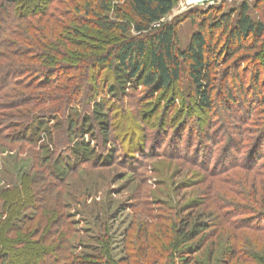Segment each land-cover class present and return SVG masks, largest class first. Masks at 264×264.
I'll return each mask as SVG.
<instances>
[{
  "label": "trees",
  "instance_id": "16d2710c",
  "mask_svg": "<svg viewBox=\"0 0 264 264\" xmlns=\"http://www.w3.org/2000/svg\"><path fill=\"white\" fill-rule=\"evenodd\" d=\"M177 1L125 0L120 5V0H0V90L18 88L22 92L15 97L22 93L27 97L28 94L36 95L32 97L35 100L33 108L43 105L40 102L43 99L52 106L43 111L41 120L33 118V124L12 139L25 140L27 136L39 139L43 134L52 142L55 139L51 131L53 127L64 132L66 142L62 140L60 144L69 147L66 149L71 159L80 164L109 165L112 164L111 155L101 158L96 152L97 144H92L98 141L96 132L103 149L111 141L113 105L108 104L109 98L121 100L129 96V91L142 88L141 93L147 94L146 99H153L185 75L197 104L210 112L213 108V70L241 51L244 54L232 60L225 74L228 76L229 69H233L235 77L232 78L236 79L239 71L247 73L248 67L252 66V80L257 84L255 91L260 90L258 69L261 63L258 59L264 56V22H253L248 5L243 3L236 17L232 18V13H222L210 24L203 23L192 35L188 46L180 49L175 24L162 21ZM100 69H106L104 76L109 80L104 87L98 84ZM75 72L78 78L85 76L91 80L88 97L83 102L77 101L74 95L64 99L70 89L61 90L57 86L61 79H67V74ZM77 85L75 82L73 86ZM101 93L104 97L99 98ZM80 103L84 115L76 110ZM7 105L14 107L11 103ZM244 105L240 106L245 107L244 114L249 113L250 106ZM18 106L22 107L21 104ZM47 118L49 121H44ZM259 129L244 145L241 144L243 137L235 141L226 136L219 141L211 138L215 137L213 132L205 134L200 141L198 137L193 150L188 144L180 147L178 141L176 148L185 155L191 154L194 160L187 161L183 157V161L202 168L209 179L201 192L210 210L195 213L189 210L195 209L197 203L182 206L177 212L170 210L169 221L173 225L178 212L187 215L185 219H179L173 232H164L159 227L162 233L172 235L163 234L162 237L166 244L161 249L168 254V264H176V260L191 264L192 257L203 246L202 239L197 244L192 242L214 227L221 233L219 236L218 232L217 243L230 244L221 252L229 259L224 264L232 261L234 264H264V248L260 246L264 241V127ZM85 135L90 137V142L84 141ZM219 150L223 151L224 158L217 164L215 158ZM59 163L62 164L55 168L56 177L63 181L67 166L63 161ZM236 168L253 173L251 180L245 178L248 189L235 197L241 201L247 199L250 206L247 208H237L235 203L221 197L220 190L217 191L220 187L216 183ZM26 180L28 178L23 175L24 187ZM40 185L29 187L31 194L28 193L26 198L12 194L13 199L17 198L9 204L4 202L0 210V264H84L83 259L74 262L72 253L67 254L76 246L66 239L71 230H62L69 228L74 220H70L69 212L64 210L66 204L62 193L50 185ZM20 189L22 191V187ZM228 191L233 195L231 188ZM110 205L105 209L107 212ZM146 209L150 211L147 206ZM238 215L244 217L239 222L234 220ZM210 217L213 222L204 219ZM148 218L149 223L145 224H152L150 221L156 219L153 215ZM148 235L150 240L149 232H143L144 238L148 239ZM225 235L227 237L222 239ZM125 240L129 241V236ZM100 243L103 247L91 256L92 264L105 263L102 261L107 255L106 239H101ZM217 243L212 244L209 252V258L214 259L215 264L218 263L216 252L220 248ZM146 245L147 241H142L143 252ZM152 259L149 257L148 261ZM122 264H126V259H122Z\"/></svg>",
  "mask_w": 264,
  "mask_h": 264
},
{
  "label": "rangeland",
  "instance_id": "374dc122",
  "mask_svg": "<svg viewBox=\"0 0 264 264\" xmlns=\"http://www.w3.org/2000/svg\"><path fill=\"white\" fill-rule=\"evenodd\" d=\"M120 1L121 5L125 0ZM243 3L248 5V14L253 22H264V2L261 0H231L212 9L192 7L189 5V0H178L162 21L175 24L177 43L180 49H185L192 35L203 23L210 24L213 18H218L222 13H232L234 18ZM242 54H244L242 51L237 53L224 65L213 70V108L210 112L204 111L197 104L185 75L181 76L179 82L153 99H146L147 94L141 93L142 88L129 91V96L122 97L121 100L107 99L108 104L113 105L110 122L113 129L112 138L108 147L103 149L102 141L96 132L98 141L92 144H97L96 152L101 158L107 154L111 155L112 164L109 165H97L93 162L80 164L71 159L66 149L68 146L60 144L63 136L65 138L64 132L53 127L51 131L55 139L52 142L43 134L39 139L28 136L25 140L12 139V136L18 137L19 131L24 132L26 127L33 124V118L40 119L44 115L43 111L52 106L43 99L40 101L44 103L43 105L33 108L35 100L32 97L36 95L27 93V97L26 93H22L23 95L15 97L22 91L18 88L16 90L3 88L0 90V210L4 202L9 204L17 198L13 199L12 194L18 197L23 195L21 197L26 198L28 193L31 194L29 187H35V184L50 185L55 190H60L66 204L64 210L69 212L70 220H74L69 228L65 227L62 230L64 232L71 230L66 234V239L76 248L67 251V254L72 253L74 262L83 259L84 264H92L94 261L91 256L97 254L103 247L100 240L106 239L107 255L102 261L105 262L104 264H122V259H126V264H168L166 261L168 254L161 249L166 244L162 237L163 234L168 237L172 235L162 233L159 227L164 232L168 230L173 232V227H176L187 215L178 212L175 217L177 221L173 225L169 221L170 210L175 209L177 212L182 206L192 203L199 204L195 209H189L194 210V213L210 210L201 192L209 179L201 171L202 168H195L183 161V157L187 161L194 160L191 154L185 155L176 148L178 141L180 140V147L188 144L193 150L198 137L200 141L205 134L211 135L213 132L216 138H211L214 140L220 141L230 136L238 141L243 137L244 142L241 144L244 145L250 136L253 139L255 130L264 127V56L258 59L261 63L258 69L260 86L258 91H255L257 84L252 80L254 77L252 66L248 67L247 73L242 74L239 71V77L236 76V79L232 78L235 77L233 69H229L228 76L225 74L232 60ZM104 70L106 69H100L98 75L100 76L98 84L103 87L109 81L104 76ZM70 74L65 76L69 80L61 79L57 86L61 90L70 89V94L64 99L72 98L74 95L77 101L83 102L88 97L91 80L85 79V76L78 78L77 72ZM75 82L78 85L74 87ZM42 97L44 94L39 98ZM100 97L104 95L101 93ZM8 103L14 107H6ZM242 105L250 106V112L244 114L245 107H240ZM76 110L81 115L85 114L82 103L76 107ZM51 124L53 123H49ZM83 139L90 142V137L86 135ZM63 141L66 142L65 139ZM45 153L47 157L43 160ZM223 158V151L219 150L215 161L219 164ZM60 161L67 166V175L63 181L57 180L55 171V168L62 164L59 163ZM231 170L221 177V182L216 183L220 187L217 188V191L220 190L218 193L226 201L235 203L237 208L250 207L247 199L241 201L235 197L239 193L244 194L248 189L245 178L251 180L253 173L240 168ZM23 175L28 178L25 187L23 186L25 183L22 182ZM230 188L233 195H229ZM109 203L111 209L107 212L105 209ZM148 215L156 218L150 221L154 227L152 224H145L149 223ZM242 218L244 217L238 215L234 220L239 222ZM204 219L213 222L211 217ZM144 231L149 232L150 235L154 232L152 234L155 236L151 235L150 240L149 235L148 239L144 238ZM218 232L219 228L214 227L194 239L192 243L196 242L195 244L202 239L203 246L200 252L192 257L191 264H215L214 259L209 258V252L212 244L218 241ZM127 236L130 240L124 241ZM226 237L227 235L222 239ZM142 241H147L144 252L141 247ZM219 244L220 248L217 246L219 250L216 252L217 264H224L229 259L226 255L222 256L221 252L227 250L230 244L220 242ZM260 246L264 248V241ZM149 257L153 259L148 261ZM174 262L184 263L181 260Z\"/></svg>",
  "mask_w": 264,
  "mask_h": 264
},
{
  "label": "built area",
  "instance_id": "2783aa9c",
  "mask_svg": "<svg viewBox=\"0 0 264 264\" xmlns=\"http://www.w3.org/2000/svg\"><path fill=\"white\" fill-rule=\"evenodd\" d=\"M192 7H214L231 0H189Z\"/></svg>",
  "mask_w": 264,
  "mask_h": 264
}]
</instances>
